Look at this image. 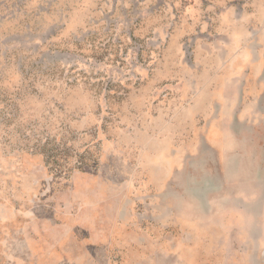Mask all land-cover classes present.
<instances>
[{
  "label": "rangeland",
  "instance_id": "1",
  "mask_svg": "<svg viewBox=\"0 0 264 264\" xmlns=\"http://www.w3.org/2000/svg\"><path fill=\"white\" fill-rule=\"evenodd\" d=\"M262 5L0 0V264H264V179L196 138Z\"/></svg>",
  "mask_w": 264,
  "mask_h": 264
},
{
  "label": "crops",
  "instance_id": "2",
  "mask_svg": "<svg viewBox=\"0 0 264 264\" xmlns=\"http://www.w3.org/2000/svg\"><path fill=\"white\" fill-rule=\"evenodd\" d=\"M254 15L261 16L263 21L264 5L262 13ZM257 29L259 32L248 39L247 52L241 55L236 73L226 67L223 80L226 106L217 109L220 121L208 123L206 133L196 138L203 139L202 156L210 158L212 152L219 153L226 179L249 180L251 186L260 189L256 198L260 199L259 180L264 179V27L262 31Z\"/></svg>",
  "mask_w": 264,
  "mask_h": 264
}]
</instances>
